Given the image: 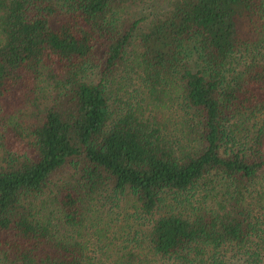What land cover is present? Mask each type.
Here are the masks:
<instances>
[{"label": "trees", "instance_id": "trees-1", "mask_svg": "<svg viewBox=\"0 0 264 264\" xmlns=\"http://www.w3.org/2000/svg\"><path fill=\"white\" fill-rule=\"evenodd\" d=\"M0 264H264V0H0Z\"/></svg>", "mask_w": 264, "mask_h": 264}, {"label": "rangeland", "instance_id": "rangeland-1", "mask_svg": "<svg viewBox=\"0 0 264 264\" xmlns=\"http://www.w3.org/2000/svg\"><path fill=\"white\" fill-rule=\"evenodd\" d=\"M184 195H180V197L182 198V197H184L185 196V193H183ZM187 195V194H186ZM172 195L170 194L169 195V197H167V200L168 199H170V197H171ZM119 204H120V209H121V207H123V205L122 204H124V202L123 201H119ZM124 205H126V206H130V202L129 203H125ZM183 205H185L186 207H188L189 206V204L188 203H184ZM178 209H182L181 208V206H179L178 207ZM117 210V209H116ZM167 209L165 208V203H163V204H161V207H160V209L158 210V212L159 213H162V212H164V211H166ZM119 211V210H118ZM129 212V213H133L134 212V209L132 208V207H130L129 209H126V210H124V212ZM186 212L185 213H188V212H190V209H187V210H185ZM148 217H146V216H142L141 217V221L142 222H145V223H147L148 222Z\"/></svg>", "mask_w": 264, "mask_h": 264}]
</instances>
